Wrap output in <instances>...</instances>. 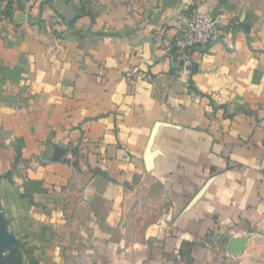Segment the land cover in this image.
Masks as SVG:
<instances>
[{"label":"crops","instance_id":"crops-1","mask_svg":"<svg viewBox=\"0 0 264 264\" xmlns=\"http://www.w3.org/2000/svg\"><path fill=\"white\" fill-rule=\"evenodd\" d=\"M192 10L234 28L184 63ZM0 210L19 264L264 237V0H0Z\"/></svg>","mask_w":264,"mask_h":264},{"label":"built area","instance_id":"built-area-1","mask_svg":"<svg viewBox=\"0 0 264 264\" xmlns=\"http://www.w3.org/2000/svg\"><path fill=\"white\" fill-rule=\"evenodd\" d=\"M233 28L223 22L221 14L212 17L192 10L185 29L174 40L173 55L176 56L177 61L185 63L193 50L205 49L213 45Z\"/></svg>","mask_w":264,"mask_h":264},{"label":"rangeland","instance_id":"rangeland-1","mask_svg":"<svg viewBox=\"0 0 264 264\" xmlns=\"http://www.w3.org/2000/svg\"><path fill=\"white\" fill-rule=\"evenodd\" d=\"M227 239L226 237L225 240ZM228 240V242L223 241V244L217 247L216 255L212 257L215 259L213 264H264V237L250 240L247 237H231ZM238 240L242 241L243 247L238 252H235L234 248L237 245L235 242ZM233 243L236 245H233ZM8 255L9 251L5 248L3 250L4 258H7ZM17 258L18 256H16V261H18Z\"/></svg>","mask_w":264,"mask_h":264},{"label":"water","instance_id":"water-1","mask_svg":"<svg viewBox=\"0 0 264 264\" xmlns=\"http://www.w3.org/2000/svg\"><path fill=\"white\" fill-rule=\"evenodd\" d=\"M235 243H237V245L233 243V245H236V248L234 249L235 252H238L242 249L243 243L240 240ZM5 248H7L9 251L7 258H4L3 256V250ZM16 256H18V254L15 241L6 228V224L0 210V264H19V259L17 258L18 261H16Z\"/></svg>","mask_w":264,"mask_h":264}]
</instances>
